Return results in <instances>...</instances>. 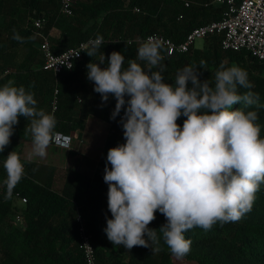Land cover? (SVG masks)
<instances>
[{
  "label": "trees",
  "instance_id": "obj_1",
  "mask_svg": "<svg viewBox=\"0 0 264 264\" xmlns=\"http://www.w3.org/2000/svg\"><path fill=\"white\" fill-rule=\"evenodd\" d=\"M59 1L0 0V86L12 81L14 86H23L27 92L34 93L36 108L55 116L57 133L75 132L80 136L88 115L108 123V133L92 172L66 168L57 190L53 187V166L21 156L20 142L32 138L27 131L29 120L18 118L10 144L0 153V264H85L77 214L94 246L96 264H176L159 232L162 250L152 253L150 248L135 246L128 250L122 245H113L103 231L105 218L111 219L107 208L108 186L103 181L106 156L110 148L125 143L119 123L124 113L122 109L115 120L110 119L115 98L109 95L108 101L102 103L100 95L93 91V82L87 79L86 65L99 63L103 53L105 61L100 67H107L109 54L119 52L125 57L124 69L129 66V60H135L148 71L147 62L137 58L140 45L127 39L161 32L180 41L193 27L219 19L224 6L211 0H193L189 7L178 0H75L72 14L65 16L68 18L62 26L63 34L50 37L53 51L57 53L75 46L90 36L103 37V44L93 57L84 52L71 69L55 75L42 67L43 57L34 46V33L41 30L49 37L51 28L61 24L65 17L59 14ZM38 16L45 18L41 29L33 24ZM14 35L21 39H14ZM160 53L164 57L161 64L165 66L162 73L165 83L175 86L178 70L198 67L203 60L205 67L197 68L199 79L208 80L214 86L221 64L225 68L238 66L247 72L252 85L250 89L241 88L240 93L251 91L259 97L258 104L264 105V60L245 50H223L218 35L203 38L201 46L193 45L184 53L168 55L162 48ZM6 69L8 72L3 74ZM55 89L56 108L52 110ZM240 108L257 110L255 105L246 108L239 103L230 110ZM184 119L181 116L176 123L182 127ZM256 123L261 128L260 137L264 138V107L258 108ZM12 151L18 153L24 165V176L13 189L11 198H6L3 161ZM16 192L26 198L25 202L17 199L20 206L14 204ZM16 215H20V220H16ZM155 216L148 227L159 230L166 219L159 212ZM184 235L191 240V250L182 259L194 264H264V184L256 193L251 211L239 221L217 222L208 231L196 227Z\"/></svg>",
  "mask_w": 264,
  "mask_h": 264
},
{
  "label": "clouds",
  "instance_id": "obj_2",
  "mask_svg": "<svg viewBox=\"0 0 264 264\" xmlns=\"http://www.w3.org/2000/svg\"><path fill=\"white\" fill-rule=\"evenodd\" d=\"M102 44L103 37L97 36L84 52L93 57ZM137 58L147 62L148 71L135 60L124 69L125 57L119 52L109 54L107 67H100L103 53L99 63L86 65L87 79L102 103L109 95L115 98L110 119L122 109L124 113L119 123L125 143L110 148L106 156L103 181L111 219L105 218L103 231L113 245L150 248L152 253L162 250L159 232L171 255L182 259L191 250L184 233L196 227L208 231L217 222H237L251 211L264 184V138L256 123L258 108L264 105L253 92L240 93L252 85L238 66L221 64L212 86L199 79L197 68L206 64L202 60L198 67L178 70L173 86L164 82V57L156 38L139 46ZM238 103L246 108L255 105L257 110H230ZM36 104L34 93L23 86L12 81L0 86V153L10 144L18 118L24 117L29 120L32 155L47 156L60 134L54 131L55 116L38 110ZM181 116L186 118L182 127L176 123ZM60 146L71 150L67 137ZM3 167L6 198H11L24 176V165L12 151ZM156 212L166 219L159 230L148 227Z\"/></svg>",
  "mask_w": 264,
  "mask_h": 264
},
{
  "label": "built area",
  "instance_id": "obj_3",
  "mask_svg": "<svg viewBox=\"0 0 264 264\" xmlns=\"http://www.w3.org/2000/svg\"><path fill=\"white\" fill-rule=\"evenodd\" d=\"M178 1L184 7H189L193 2V0ZM74 2L75 0H60L59 14L63 16L71 15ZM211 2L224 6L221 17L193 27L180 41L165 37L161 32H153L145 36L136 35L133 38L127 39V42H134L135 44L141 45L147 41L149 37H154L160 44V48H162L166 54L172 55L174 53L187 52L197 39L218 35L220 37V46L223 50H245L253 57L264 60V0H239L238 2L235 0H211ZM206 4L208 3H205V5ZM134 10L139 11V8L135 7ZM181 17L182 15H179V18ZM44 22L45 18L43 16H38L33 19V24L37 29H41ZM37 33H39L41 37L40 50L43 57L42 67L45 70H50L55 75L64 69H71L74 62L81 58L84 51H86L85 45H87L89 41L96 39L95 36H90L78 42L75 46L56 53L52 49L48 35L42 33L41 30H38ZM7 72L8 69L4 70L3 74ZM56 94L57 90L55 89L54 97L51 102L52 110L56 108ZM59 134V137L53 144L60 146L65 137H67L70 146L73 137L72 134ZM14 197L21 202L26 201V198L21 196L19 192H16ZM16 220H20V215H16ZM76 221L78 222L80 248L83 253L85 264H96L94 246L90 240V236L85 230L80 214H77Z\"/></svg>",
  "mask_w": 264,
  "mask_h": 264
},
{
  "label": "crops",
  "instance_id": "obj_4",
  "mask_svg": "<svg viewBox=\"0 0 264 264\" xmlns=\"http://www.w3.org/2000/svg\"><path fill=\"white\" fill-rule=\"evenodd\" d=\"M59 36V35H58ZM55 36V37H58ZM103 120L99 119L96 116L93 115H88L86 120H85V125H84V129L82 130V133L80 136L76 135L75 132H71L72 136H73V141L72 142V146L70 147L71 150L66 149L64 147L55 145L53 143H51L47 149V156L45 158H40L37 156H33L31 153V147H32V140L29 139H24L23 141H21V156L27 160L45 165V166H53L55 171H54V175H53V187H55V183H56V173H57V168L59 167H65L69 168V169H74V170H79L80 172H84L82 170H80L79 166L78 167H71L68 163L71 161L73 162V160H77V155H78V151L75 150L76 146L77 148H79L78 150L82 149L81 147H78V144H75V141H80L82 144H84L83 142V137H85V135H89L91 133H93V143H91L88 147H83L82 151L86 150L88 152L91 153H96L99 150V146H101V150L99 151V155L97 156L98 158L96 159V163L98 162L99 158H100V154L105 142L101 141L100 142V135L102 134V131L107 129V133H108V128L109 125L108 123H106L107 125H104L102 123ZM105 122V121H104ZM86 130V131H85ZM88 130V132H87ZM107 136V134H106ZM95 137V138H94ZM99 145V146H98ZM83 157V158H82ZM81 158L83 160L80 159V161L83 163L85 158V155H83ZM90 159V158H88ZM95 163V164H96ZM65 166H64V165ZM79 165V164H78ZM64 175V174H63Z\"/></svg>",
  "mask_w": 264,
  "mask_h": 264
},
{
  "label": "rangeland",
  "instance_id": "obj_5",
  "mask_svg": "<svg viewBox=\"0 0 264 264\" xmlns=\"http://www.w3.org/2000/svg\"><path fill=\"white\" fill-rule=\"evenodd\" d=\"M65 17V16H64ZM66 18H68V17H65V18H63L64 20H62L61 21V24L59 23L57 26H54V27H52L51 28V30L49 31V39H50V37H55V36H58V35H60V33L61 34H63V28H62V26L64 25V24H66ZM34 39H35V41H34V46L36 47V48H38L39 49V51H41L40 50V46H41V37L39 36V33H37V31H36V33H34ZM201 44H202V39H197V40H195V42H194V46H201ZM42 55V54H41ZM102 123L104 124V125H107L106 124V122H104V121H102ZM86 131V130H85ZM107 129L104 131H102V134L100 135V142L101 141H104V139H105V137H106V134H107ZM87 132H88V130H87ZM95 138V137H94ZM72 142H74L73 141V137H72V141H71V144H70V147L72 146ZM83 142H84V144H82L80 141L78 142V141H75V144H78L79 146L78 147H81L82 149H83V147H88L91 143H93V133H91V134H87V135H85V137H83ZM99 146V145H98ZM75 147V150L76 151H78V155H77V160H73V162H69L68 164L71 166V167H78L79 166V168H80V170H82V171H84L85 173H91L92 172V170H93V168H94V165H95V163H96V159L98 158L97 156L99 155V151L101 150V146H99L100 148H99V150L96 152V153H91V152H88V151H86V150H84V151H82V149H80V150H78L79 148H77L76 146H74ZM83 155H85V158H86V160L84 159V161H83V163L80 161V159L81 160H83L82 158V156ZM82 157V158H81ZM96 159H95V158ZM88 158H90V159H88ZM79 164V165H78ZM64 165V164H63ZM65 166V165H64ZM64 170H65V167H59V168H57V175H56V178H55V180H56V183L54 184L55 185V188L57 189V190H59L60 189V187H61V184H62V182H63V172H64ZM14 204L16 205V206H20V202L15 198L14 199ZM173 261L176 263V264H194V263H192V262H189V261H186V260H183V259H177L176 257H173Z\"/></svg>",
  "mask_w": 264,
  "mask_h": 264
}]
</instances>
